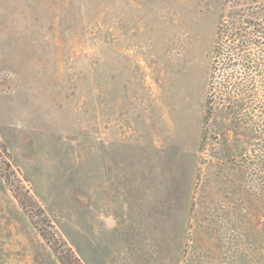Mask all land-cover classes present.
Listing matches in <instances>:
<instances>
[{
	"label": "rangeland",
	"instance_id": "obj_1",
	"mask_svg": "<svg viewBox=\"0 0 264 264\" xmlns=\"http://www.w3.org/2000/svg\"><path fill=\"white\" fill-rule=\"evenodd\" d=\"M254 1L54 0L0 49V175L81 264H264Z\"/></svg>",
	"mask_w": 264,
	"mask_h": 264
},
{
	"label": "crops",
	"instance_id": "obj_2",
	"mask_svg": "<svg viewBox=\"0 0 264 264\" xmlns=\"http://www.w3.org/2000/svg\"><path fill=\"white\" fill-rule=\"evenodd\" d=\"M0 1L6 3L0 13V49L26 51L43 46L41 36L47 27L46 45L54 46V0H17L13 8V0ZM55 257L0 175V264H60Z\"/></svg>",
	"mask_w": 264,
	"mask_h": 264
},
{
	"label": "trees",
	"instance_id": "obj_3",
	"mask_svg": "<svg viewBox=\"0 0 264 264\" xmlns=\"http://www.w3.org/2000/svg\"><path fill=\"white\" fill-rule=\"evenodd\" d=\"M250 1L251 3L255 2L254 0H250ZM249 6H251V4H249ZM261 10H263L262 7L260 8V11ZM249 25H250V29L257 31V33H261L264 36V27L260 26V24L251 23ZM6 183L9 184V180L7 178H6ZM13 194L15 198L18 200V203L22 207L23 211L27 214L29 212L28 210L29 206L25 201L26 195H23L25 197H23L22 195L20 197V193L16 191H13ZM38 211L42 212L43 215L42 210L38 209ZM28 218L30 219L31 223L35 226V228L38 230L43 240L50 246V248L54 252L60 264H81L79 259L76 257L74 251L70 247H68L64 241L56 237L55 232L52 231L53 226L51 225V222L48 217H44L40 221V223L43 224L44 228L41 227L39 225L40 223L34 220L32 216L29 215V213H28Z\"/></svg>",
	"mask_w": 264,
	"mask_h": 264
}]
</instances>
